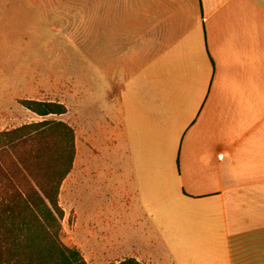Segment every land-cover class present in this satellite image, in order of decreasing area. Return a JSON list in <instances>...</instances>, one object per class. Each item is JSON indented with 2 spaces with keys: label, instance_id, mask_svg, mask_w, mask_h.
<instances>
[{
  "label": "crops",
  "instance_id": "0c3cea01",
  "mask_svg": "<svg viewBox=\"0 0 264 264\" xmlns=\"http://www.w3.org/2000/svg\"><path fill=\"white\" fill-rule=\"evenodd\" d=\"M76 5L106 11L90 35L92 68L112 92L106 123L95 116L99 155L105 143L120 159L125 193L168 259L123 243L128 257L264 264V0ZM18 9L33 8H0V108L19 97L13 36L26 26L4 13Z\"/></svg>",
  "mask_w": 264,
  "mask_h": 264
},
{
  "label": "rangeland",
  "instance_id": "374dc122",
  "mask_svg": "<svg viewBox=\"0 0 264 264\" xmlns=\"http://www.w3.org/2000/svg\"><path fill=\"white\" fill-rule=\"evenodd\" d=\"M81 2L92 0H0L3 10L8 6L33 8L4 12L18 16L20 26L26 27L25 30L14 27V52L18 43L19 60V76L14 86L18 87L19 97L0 108V130L41 120L22 107L19 100L64 103L66 114L46 117L68 123L75 132V159L58 195L64 211L61 241L79 250L88 264H115L128 258L130 252L123 243L149 250L154 259L164 261L168 257L161 242L145 224L147 219L141 216L139 204L130 202L125 193L126 185L117 170L120 159L109 156L105 143L99 155L95 116L101 110V119L106 123L112 92L108 79L92 68L90 35L92 19L97 15L105 18L106 11L79 10L76 4ZM1 53L5 61L4 48ZM6 76L2 72V77ZM16 76L12 75L14 80ZM51 138L57 153L59 142ZM48 155L54 156L53 149ZM129 205L134 208L136 219L128 216ZM145 229L147 236L143 233ZM97 242L104 247L98 250Z\"/></svg>",
  "mask_w": 264,
  "mask_h": 264
},
{
  "label": "trees",
  "instance_id": "16d2710c",
  "mask_svg": "<svg viewBox=\"0 0 264 264\" xmlns=\"http://www.w3.org/2000/svg\"><path fill=\"white\" fill-rule=\"evenodd\" d=\"M18 102L41 120L0 130V264H87L60 239L64 211L58 195L75 159V132L46 117L64 115L67 107L59 101ZM115 264L143 263L128 257Z\"/></svg>",
  "mask_w": 264,
  "mask_h": 264
}]
</instances>
